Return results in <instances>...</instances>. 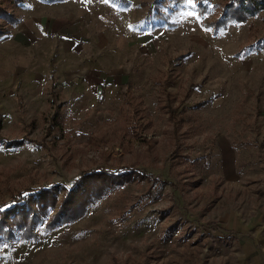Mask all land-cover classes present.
Masks as SVG:
<instances>
[{"label":"rangeland","instance_id":"obj_1","mask_svg":"<svg viewBox=\"0 0 264 264\" xmlns=\"http://www.w3.org/2000/svg\"><path fill=\"white\" fill-rule=\"evenodd\" d=\"M227 1L0 0L36 34L0 88V264H264V10Z\"/></svg>","mask_w":264,"mask_h":264},{"label":"crops","instance_id":"obj_2","mask_svg":"<svg viewBox=\"0 0 264 264\" xmlns=\"http://www.w3.org/2000/svg\"><path fill=\"white\" fill-rule=\"evenodd\" d=\"M41 2H42V5L48 6V5L53 4L54 0H51V2L50 0L49 1L41 0ZM60 2L61 1H58V3ZM52 20L53 18H46L42 20L41 22H39L40 24L42 23L45 26L44 27L45 32L42 33V38L45 36L48 40H50L55 37L54 32H53L54 24ZM40 24L36 23L34 25L37 27V29H39ZM34 39H36V34L31 29V25L28 23H23L22 21H20V19H18V21L13 26H10L9 34H6L0 37V88L4 84L12 83V84H20L22 86H27L28 84L33 82V80L31 79L33 75L26 73V70H28L27 67L31 68L34 66L33 62H34V51L35 50L32 46L33 42L31 41ZM34 77L37 78V74H35ZM39 77H41V75H39ZM38 83L40 84L41 82L39 81ZM20 88L23 92L18 91L17 92L18 94L27 93L25 91V88L23 87H20ZM11 91L14 92L15 90H11ZM31 92L32 91H30L29 93ZM0 113L2 116V112ZM4 116H5V113H4ZM1 131L2 129L0 125V135H2ZM2 138L3 137L0 136V141H2ZM230 219H231L230 225L232 226V228L236 227V229L240 230V228L243 225L241 221L237 218L234 219V217L232 218L230 217ZM253 220H255V217L251 219V221ZM249 223L252 224V222L250 221Z\"/></svg>","mask_w":264,"mask_h":264},{"label":"trees","instance_id":"obj_3","mask_svg":"<svg viewBox=\"0 0 264 264\" xmlns=\"http://www.w3.org/2000/svg\"><path fill=\"white\" fill-rule=\"evenodd\" d=\"M16 2L18 3L19 0H16ZM223 10L224 12L222 17L227 16V13L229 12V16L235 21H244L249 17L254 16L258 11L264 10V0H228L224 5ZM0 14L2 18L7 22L9 28L16 23V19L11 18V15L4 11L2 4H0ZM9 28L3 31L0 30V37L8 34L10 31ZM245 50L246 49H243V51ZM25 212L26 211L16 213L15 215L17 220L15 221V223H13L18 231H24L22 235L26 234L28 231L25 227H23L24 220H27L26 217L28 216L27 214H29ZM3 213V210L0 211V217H3ZM32 215H34V213H32L31 216ZM22 217H24L25 219L23 220ZM0 228L5 229V233H7L8 236H12L13 232L11 225H7V222L5 220H0Z\"/></svg>","mask_w":264,"mask_h":264},{"label":"snow or ice","instance_id":"obj_4","mask_svg":"<svg viewBox=\"0 0 264 264\" xmlns=\"http://www.w3.org/2000/svg\"><path fill=\"white\" fill-rule=\"evenodd\" d=\"M104 2H105V3H107V2H108V0H104Z\"/></svg>","mask_w":264,"mask_h":264}]
</instances>
